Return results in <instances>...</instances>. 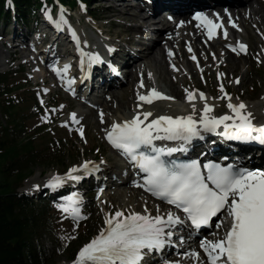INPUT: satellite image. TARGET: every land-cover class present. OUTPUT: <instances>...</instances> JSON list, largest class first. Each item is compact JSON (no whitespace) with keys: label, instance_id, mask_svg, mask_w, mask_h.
<instances>
[{"label":"rangeland","instance_id":"rangeland-1","mask_svg":"<svg viewBox=\"0 0 264 264\" xmlns=\"http://www.w3.org/2000/svg\"><path fill=\"white\" fill-rule=\"evenodd\" d=\"M94 1L96 4L91 9L95 16L100 18L99 21L92 22L87 14L82 15L77 9L73 12L70 11L74 16V22L70 24L78 32L86 46L92 44L96 49L103 50L105 46L114 45V49H117L121 44H126V40L130 36L133 39H137L136 37L143 31L140 20L135 22L128 17L129 14L127 12H135L134 8H126L130 7V5L131 7L135 6L134 4L127 6L126 3L129 4L130 0H124L125 2L112 0L115 5L108 0ZM110 6L115 7L114 11L112 9L109 10ZM227 12L233 13L234 17L230 16V18L234 20V24L237 27H226V42L220 36L206 40L202 36L201 27L196 23L193 24V21H196L194 17H189L186 21H183L182 24L184 25H180V27L169 24L171 27V32L169 33V38H171L170 49L163 46L165 43L161 41L162 37H154V31L147 29L149 32L154 33L150 37L152 38L153 36L156 40L153 43L151 42L152 44L149 47L151 58L146 64L142 61L140 65L141 73L136 68L139 65L136 66L133 70L132 79H126L124 88L120 87L122 89L115 90L120 92L118 93L120 101H130L131 103L129 107L125 105L120 110L117 109V103L113 97H110L113 95H108L106 101L104 98L95 101L96 110H91L78 101H72L59 92L55 86L54 79L48 74L49 70L47 72L43 70L34 55H31L27 50L24 51L22 47L8 48L5 39L0 40V74L6 72L14 74L15 77H12V82L25 86L19 92L20 95L22 94L20 96L21 100L23 97L29 98L27 105L22 106L24 117L26 118L23 124L25 131L22 137L33 141L41 149H48L49 153L54 151L53 154L56 153L58 155V159L46 157L42 164L38 163L35 165L32 168V174L23 181L19 193L29 196L30 192L33 191V185L44 186L54 174L64 176L70 168L78 166L85 161H94L99 158L98 160H100L101 164V161L104 163L110 158L114 159V154L108 150L104 141L106 130L113 121L118 122L123 118L134 115L135 112L138 113L137 104L140 101L137 100V94H146L147 90L151 88L173 97L172 102L153 104L148 106L149 108L145 107L143 109V112L150 111L152 116L155 117L160 115L193 114L194 119H199V112L204 105V103H197L196 93L200 91L206 95L207 101L205 103L213 106L212 115L231 114L227 104L229 102H243L247 106V112L251 113L252 120L263 122L264 0H255V2L237 0L234 7ZM106 17L109 19H105ZM163 18L164 16L156 19L157 25L160 24L159 20H163ZM150 22H152L151 19ZM165 22L166 19L161 24H165ZM140 25L141 28H138ZM131 27H136L135 32L138 36H135V32H132L135 28ZM1 30H3L2 24H0ZM17 34L18 32L15 35ZM29 38H31L30 35ZM235 40H241V42L246 44L249 51L248 55L245 57L232 55V59L228 57L231 54L225 49V44H233ZM193 41L195 44H193ZM146 42L149 43L150 41ZM161 48L162 52L166 54L163 59L160 57ZM189 48L191 51H189ZM169 52L172 53L171 56H169ZM192 56H195L196 59H192ZM152 58L154 59L152 60ZM143 73L148 84L143 82L145 86L139 87L138 83L140 84L143 81L141 77ZM149 73H151L150 77ZM218 73L220 74L219 77ZM68 74H71L70 68ZM237 79L239 83L236 82ZM221 85L224 89L223 93L220 91ZM185 89L193 92V96L196 97V103L187 104ZM225 93L228 94V98H225ZM108 101L109 106L113 110H117L112 112L105 111L106 113L101 112L102 104L105 105ZM36 104L39 110L35 108ZM192 105H195V113H193ZM70 113L77 114V118L82 121V124L77 129H72L68 123ZM100 113H103L104 122H101ZM106 119H109V122L105 123ZM81 127L83 139L78 131ZM74 173L79 174V171ZM65 179L68 178L65 177ZM123 188H126V190ZM132 188L129 185L118 188L117 191H124L123 197L120 196L119 199L112 198L115 196L113 188L103 193L105 194L103 198L98 200H95L96 197L93 194L89 202L91 206L87 209L88 213L85 209L81 212L85 219L71 223L61 215V211L56 207V204H53L54 210H48V208L52 207L47 206V208L44 201L37 202L34 200L39 204L42 203L45 210H48L52 223L50 230L48 229L43 236L46 253L51 258L50 264H72L75 258L71 260L70 254L73 251H78L84 243L91 240L104 227L103 221L106 213L111 214L116 210L123 211L128 206L131 212L134 210V212L146 215H151L150 212H152L151 216H155L159 211L162 216L164 208L161 204L154 203L150 198L145 197L138 190ZM135 190L137 191L136 193L134 192ZM138 202L139 204H137ZM146 208L147 212H144ZM70 237L75 238L70 239ZM187 260L184 264H198L194 260L191 261V258Z\"/></svg>","mask_w":264,"mask_h":264},{"label":"snow or ice","instance_id":"snow-or-ice-1","mask_svg":"<svg viewBox=\"0 0 264 264\" xmlns=\"http://www.w3.org/2000/svg\"><path fill=\"white\" fill-rule=\"evenodd\" d=\"M194 19L203 24L209 39L217 28L223 27L203 13H196ZM228 23L237 27L231 18ZM237 47L240 51H246V45L242 43H238ZM236 50L232 48V51ZM171 55L169 52V56ZM99 59L95 54L88 55L91 63H96ZM192 59L195 60L196 57L192 56ZM68 67L69 65H65L63 69L53 70L60 75L62 71L66 72ZM219 75L218 73V77ZM236 82L239 83V80ZM139 87H144L143 81ZM220 91L224 92L222 85ZM185 93L187 100L195 99L193 92L185 89ZM224 95L228 98L227 93ZM199 98L205 100L203 92L199 93ZM156 99L171 100L173 97L166 96L155 88L148 89L146 94H137V100L148 104ZM139 107L137 104V108ZM246 107L243 102H229L227 108L231 114L216 116L212 115L213 106L204 103L199 112V119H194L193 114H188L175 117L160 115L149 120L152 113L145 111L134 114L131 119L113 121L105 138L138 169L139 173H143V183L134 182V185L181 210L184 220L171 211L165 216H161L159 211L155 216L138 212L126 215L120 210L106 213L104 227L79 248L72 264H141L147 253L159 252L170 243L173 235L171 229L177 224L190 222L192 229H201L202 226H208L214 217L217 220L216 228L223 229V234L218 231L213 234V239L200 241L199 247L203 250L206 260L201 261L199 253L195 251L191 253L198 264H264V170L235 168L231 164L222 166L209 162L203 165L205 174L196 160L177 163L162 158L176 151L175 148L162 150L153 146L156 139L188 142L192 137L200 136L201 130L215 132L221 125L225 129L221 135L237 140H256L264 144V124H253L251 113L247 112ZM192 108L195 113V105H192ZM71 119L78 123L75 113L71 114ZM100 119L103 122V113H100ZM227 121L231 123H226ZM78 131L83 139L82 127ZM81 170L83 175L87 176L99 169L91 161H85L70 168L64 176L54 174L45 186L55 190L63 185L65 177L79 181L82 177L72 173ZM61 199L63 202L58 203L56 207L62 213L71 217L74 222L85 219L78 207L80 198L77 193H70ZM218 214L224 215V220H221ZM164 264L179 262L165 260Z\"/></svg>","mask_w":264,"mask_h":264},{"label":"trees","instance_id":"trees-1","mask_svg":"<svg viewBox=\"0 0 264 264\" xmlns=\"http://www.w3.org/2000/svg\"><path fill=\"white\" fill-rule=\"evenodd\" d=\"M61 1L74 5V0ZM13 2L21 20L34 14V7L39 5L38 0ZM7 15L0 0V19ZM12 77V73L0 74V264H50L43 243L44 233L52 225L49 209L18 195L17 190L35 165L42 164L46 157L58 159V155L22 137L26 121L22 106L27 105L28 98L21 100L19 92L24 86L12 82Z\"/></svg>","mask_w":264,"mask_h":264},{"label":"bare ground","instance_id":"bare-ground-1","mask_svg":"<svg viewBox=\"0 0 264 264\" xmlns=\"http://www.w3.org/2000/svg\"><path fill=\"white\" fill-rule=\"evenodd\" d=\"M108 1H111L110 3H113L114 4V2H112V0H108ZM114 1V0H113ZM121 1H123V2H125V1H127V0H120V2ZM138 0H136V2H137ZM178 1V0H177ZM245 1H249V2H255V0H245ZM169 3H168V7H170L171 9H181V8H178V4L176 3V1L174 2V1H168ZM206 4H208V5H210V4H213L214 2L211 0V1H209V2H205ZM127 4V6L128 5H130V4H132L131 3V0H130V2H129V4L128 3H126ZM156 4V6L157 7H162V6H164V5H166L165 3H155ZM218 4H220V2H218ZM217 4V5H218ZM115 5V4H114ZM216 5V6H217ZM250 6V5H249ZM126 8H134L133 10H135V12H132V13H130V12H127L128 14H129V18L130 19H132V21H139L140 20V22H141V25L143 26V28L145 27V29H150L151 31H154V33H155V29H156V27H158L159 28V26L162 28L160 31H161V33H160V36L162 37L161 38V41H163L164 43H165V45L163 44V46L164 47H166L167 49H170L171 48V43H170V39L171 38H169V33L171 32V27L169 26V24H174V23H171L170 21H167L166 20V22H165V24H161V23H163L164 22V19L165 18H163V20H159L160 21V24H158L157 25V22H156V19H158L159 17H163L162 15H164V13L166 12V10L167 9H164L163 11H162V13L160 14V15H156L155 17H153L152 15H151V13H150V11L148 10V12L146 13V12H144V10H143V7H142V5H141V3L137 6V7H131V5H130V7H126ZM223 8H225V6H223ZM113 10L114 11V9H115V7H112V6H110V10ZM184 9V8H183ZM186 9V8H185ZM226 9V8H225ZM225 9H222V8H219V9H217L216 10V13H215V15H217V17H219V18H221V20L223 21L226 17H229V16H232V17H234L233 16V13H229V12H227L228 10H225ZM118 10V9H117ZM225 10V11H224ZM140 11V12H139ZM160 11V12H161ZM165 11V12H164ZM120 14H121V12H120ZM124 15V14H123ZM182 19V17H179L178 19ZM105 19H109L108 17H106ZM118 19V18H117ZM126 19H128V18H126ZM150 19L152 20V22H150ZM231 20H233L232 18H231ZM234 21V20H233ZM149 23V24H148ZM196 23H201L200 21H196ZM141 25L138 27V28H141ZM131 28H135V29H131L132 30V32H135L136 31V27H131ZM140 31V30H139ZM207 31V30H206ZM17 32H16V30H14V31H11V32H9V35H13V36H16L15 34H16ZM146 34V32L144 31L143 33L141 32V37H143L144 35ZM168 34V36H166ZM206 34V32H204V35ZM203 35V36H204ZM123 36V35H122ZM1 37H2V35H1ZM140 37V38H141ZM198 37V36H197ZM23 38V42H25V39L26 38H24V37H22ZM137 38V37H136ZM196 40V39H195ZM142 41H144V38H142V39H139V40H136L135 42H138V43H140V42H142ZM154 41H156V40H154ZM154 41H152V43L154 42ZM158 42V41H157ZM194 42V41H193ZM151 43V44H152ZM5 44V43H4ZM193 44H195V42L193 43ZM151 46V45H150ZM149 46V47H150ZM149 47H147L145 50H144V52L142 53V55H141V60L139 61V63L137 64V65H139V67H137L138 68V71L140 72V65L142 64V61H143V63L144 64H146V63H148V60H150V49H149ZM170 47V48H169ZM175 48V47H174ZM52 49V51L50 52V54H47V53H49V51ZM18 50V49H17ZM24 51L26 50V49H23ZM102 50V49H101ZM161 51V58L163 59V58H165V52H162V48L160 49ZM164 50V49H163ZM178 51V50H177ZM55 52V48H52V46H50V47H48V50L47 51H45V54H47V55H42L41 53H40V55L42 56L41 57V59L42 60H44L45 58H47V59H51V58H53V56H55L56 54H57V52H55V54L54 55H52L53 53ZM14 53H16V52H14ZM14 53H13V55H14ZM180 54H182V53H180ZM179 54V55H180ZM11 55V54H10ZM228 55V54H227ZM121 59L123 58V57H126V56H128L127 55V53H126V48H124V47H122L121 48ZM177 56V55H176ZM184 56V55H183ZM16 57V56H15ZM228 57H230V59H232V55H230V56H228ZM18 58V57H17ZM154 58H152V60H153ZM11 60V59H10ZM8 62V61H7ZM27 64H28V62H27ZM49 73L52 75V73L49 71ZM141 73V72H140ZM131 74V75H130ZM68 76H71V74H67ZM132 75H134V72L132 71V70H130V72L128 73V75H127V77H126V79H130L131 77H132ZM106 76H104L103 78H105ZM141 77H142V80H143V82H146V84H148V82H147V79H146V77H145V74L143 73L142 75H141ZM126 79H125V81H124V83L126 82ZM132 79V78H131ZM130 79V80H131ZM127 83H128V81H127ZM126 84V83H125ZM144 84V83H143ZM73 85H75V82L73 83ZM128 85V84H127ZM145 86V85H144ZM148 86H150V85H148ZM128 87H130L129 85H128ZM122 88H124V87H122ZM122 88H117V89H113L112 91L113 92H111L109 95H113V96H110V97H113V99L116 101V103H117V109H122L125 105L127 106V107H129V105L131 104L130 103V101H126V102H123V101H120L118 98H120V95L118 94V93H120V92H116L115 90H118V89H122ZM134 92V91H133ZM123 94V93H122ZM130 94V93H129ZM133 94V93H132ZM142 94H144V93H142ZM164 95H166V96H169V95H167L166 93H164ZM108 96H106L105 98H104V100L106 101V98H107ZM103 101V100H102ZM168 101H170V100H168V99H166V102H168ZM123 102V103H122ZM104 106H106L105 108H104ZM149 108V107H148ZM103 109H104V111H103ZM117 109H114V110H117ZM113 110V108L112 107H110L109 106V101H108V103H105V105H103L102 104V110H100L101 112H105V111H107V112H112V111H114ZM106 113V112H105ZM133 114V113H132ZM135 114H136V112H135ZM178 114V113H177ZM182 115H184V114H182ZM181 115V116H182ZM186 115V114H185ZM175 116V115H174ZM130 117H132L131 115H130ZM106 118V117H105ZM107 121H105V123L106 122H109V119H106ZM104 122V121H103ZM104 124V123H103ZM104 136H105V134H104ZM32 185V184H31ZM112 186V185H111ZM132 188V187H131ZM124 190H126V188H123ZM133 189V188H132ZM115 192V196H113L112 198H114V199H119V197L120 196H122L124 193V191L122 192V191H117V189L116 190H114ZM129 191V190H128ZM133 191V190H132ZM139 191V190H138ZM126 192V191H125ZM135 193L137 192L136 190L134 191ZM133 192V193H134ZM104 193H106V191L104 192ZM132 193V192H131ZM105 195V194H104ZM137 196V195H136ZM106 197V196H105ZM123 197V196H122ZM134 200V199H133ZM115 201V200H114ZM120 201V200H119ZM131 201V200H130ZM117 203V202H116ZM137 204H139V202L137 203ZM125 206V205H124ZM130 207H131V205H129ZM133 207V206H132ZM132 209V208H131ZM147 209V208H146ZM149 210V209H148ZM137 211V210H136ZM122 212H124L126 215L127 214H129V213H131V211H130V209H129V207L128 206H126L125 207V210H123ZM133 212H134V210H133ZM145 212V211H144ZM149 213V212H148ZM151 213V215H152V212H150Z\"/></svg>","mask_w":264,"mask_h":264}]
</instances>
